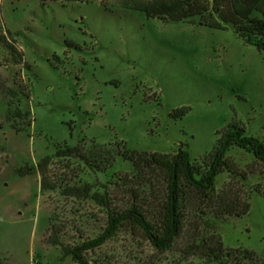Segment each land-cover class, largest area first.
<instances>
[{
	"label": "rangeland",
	"instance_id": "rangeland-1",
	"mask_svg": "<svg viewBox=\"0 0 264 264\" xmlns=\"http://www.w3.org/2000/svg\"><path fill=\"white\" fill-rule=\"evenodd\" d=\"M148 1L0 0V264H78L63 246L97 236L106 223L90 192L123 207L138 187L125 149L173 154L182 147L204 167L216 132L229 124L264 141L262 53L230 25L148 17L140 9ZM14 107L30 112L29 126L7 119ZM181 107L187 111L174 116ZM75 145L80 155L55 156ZM103 148L113 159L101 172L88 162L96 166ZM225 160L208 199L186 192L169 248L124 225L86 251L88 261L264 264V164L236 146ZM218 240L225 253L248 249L256 259L214 258L194 247Z\"/></svg>",
	"mask_w": 264,
	"mask_h": 264
},
{
	"label": "trees",
	"instance_id": "trees-1",
	"mask_svg": "<svg viewBox=\"0 0 264 264\" xmlns=\"http://www.w3.org/2000/svg\"><path fill=\"white\" fill-rule=\"evenodd\" d=\"M202 1L205 3H201V0H173V2L149 0L147 9H140L148 17H157L165 21H187L196 16L199 24L214 29H224L226 25H230L236 36L245 44L254 46L264 56V17L251 16L253 12H259L261 16H264V0ZM206 2L209 3L206 4ZM178 111L179 113L174 116L182 115L187 110L184 111L181 107ZM6 115L7 119H21L23 124L28 126L31 124L28 110H21L19 107L9 108ZM216 134L212 149L203 159L204 167L196 165L191 160L187 149L182 147L173 154H146L131 149L121 152L127 160L132 162L139 174V182L136 184L138 187L128 190L131 200L123 207H116L111 206L107 194H101L98 190L90 192V197L101 203L107 211L105 226L93 238H87L72 246H63L64 254L70 255L78 264H92L86 258L85 252L102 245L124 225L139 229L155 248L159 250L169 248L182 228L184 219L182 204L186 192L192 191L200 199H208L211 196L215 177L226 165L225 154L230 147L242 148L264 164V141L245 134L241 125L229 124ZM102 152V158L94 162L96 166L91 161L88 162L92 168H97L101 172L109 168L113 159L111 151L103 148ZM72 155H80L76 145L60 147L55 151L57 157ZM47 163L48 156L38 162L37 170L42 172L41 174ZM30 170L27 167L19 170V173H29ZM125 178H123V184L127 186L128 183L124 182ZM129 183L131 184L132 181ZM46 187L42 180L41 188ZM248 209L249 205L239 215L245 214ZM194 247L201 253L214 258H222L225 254L232 253L233 256L239 255L244 259H256L255 253L248 249L236 248L232 252L225 253L219 240L216 245L202 243Z\"/></svg>",
	"mask_w": 264,
	"mask_h": 264
}]
</instances>
